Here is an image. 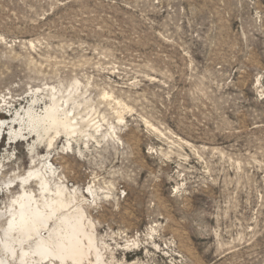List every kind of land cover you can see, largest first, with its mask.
Instances as JSON below:
<instances>
[{
  "label": "rangeland",
  "instance_id": "obj_1",
  "mask_svg": "<svg viewBox=\"0 0 264 264\" xmlns=\"http://www.w3.org/2000/svg\"><path fill=\"white\" fill-rule=\"evenodd\" d=\"M52 94L80 133L3 128L0 213L48 161L106 264H264V0H0V120Z\"/></svg>",
  "mask_w": 264,
  "mask_h": 264
},
{
  "label": "bare ground",
  "instance_id": "obj_2",
  "mask_svg": "<svg viewBox=\"0 0 264 264\" xmlns=\"http://www.w3.org/2000/svg\"><path fill=\"white\" fill-rule=\"evenodd\" d=\"M51 97L52 103L42 115L30 107L25 112L27 119L19 117L11 123L0 120V135L3 128L12 124L15 129L11 127V134L16 140L24 141L28 134L43 140L53 133L55 136L48 141L50 147L58 136L80 133L76 117L65 108L69 99L56 94ZM94 127L96 132L101 129L98 123ZM43 168L45 173L31 170L29 177L20 176L12 181L13 189L21 186L22 191L0 213L5 222L3 235L0 232V264H86L90 256L96 264H106L92 230L93 223L77 203L76 194L65 185L53 183L56 169L50 162L46 161ZM33 186L37 191L32 190ZM88 191L93 194L92 189Z\"/></svg>",
  "mask_w": 264,
  "mask_h": 264
}]
</instances>
